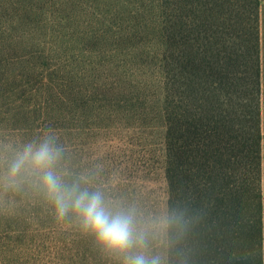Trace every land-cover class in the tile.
Returning a JSON list of instances; mask_svg holds the SVG:
<instances>
[{"label": "rangeland", "instance_id": "obj_1", "mask_svg": "<svg viewBox=\"0 0 264 264\" xmlns=\"http://www.w3.org/2000/svg\"><path fill=\"white\" fill-rule=\"evenodd\" d=\"M261 51L264 71V0ZM161 0H0V173L24 144L51 136L60 171L135 207L147 254L168 259ZM264 117V96H263ZM264 261V223H263ZM0 264H124L60 219L32 182L0 183Z\"/></svg>", "mask_w": 264, "mask_h": 264}, {"label": "trees", "instance_id": "obj_2", "mask_svg": "<svg viewBox=\"0 0 264 264\" xmlns=\"http://www.w3.org/2000/svg\"><path fill=\"white\" fill-rule=\"evenodd\" d=\"M167 264H264L260 0H161Z\"/></svg>", "mask_w": 264, "mask_h": 264}, {"label": "clouds", "instance_id": "obj_3", "mask_svg": "<svg viewBox=\"0 0 264 264\" xmlns=\"http://www.w3.org/2000/svg\"><path fill=\"white\" fill-rule=\"evenodd\" d=\"M62 158L63 149L53 137L45 135L39 141L24 144L2 161L0 183L6 188H17L32 182L54 205L58 218L75 214L81 229L92 234L104 251L122 256L124 264H161L159 257L147 254L149 225L141 222L137 209L114 205L102 191L82 187L84 178L66 180L60 171ZM181 223L182 214L174 211L153 225L168 228Z\"/></svg>", "mask_w": 264, "mask_h": 264}, {"label": "crops", "instance_id": "obj_4", "mask_svg": "<svg viewBox=\"0 0 264 264\" xmlns=\"http://www.w3.org/2000/svg\"><path fill=\"white\" fill-rule=\"evenodd\" d=\"M262 207H263V214H262V222L264 223V117L262 121Z\"/></svg>", "mask_w": 264, "mask_h": 264}]
</instances>
